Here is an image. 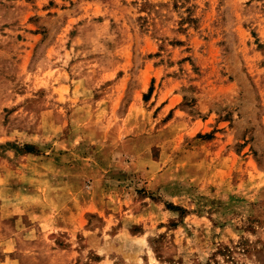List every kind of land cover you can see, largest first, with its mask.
<instances>
[{
    "label": "rangeland",
    "instance_id": "1",
    "mask_svg": "<svg viewBox=\"0 0 264 264\" xmlns=\"http://www.w3.org/2000/svg\"><path fill=\"white\" fill-rule=\"evenodd\" d=\"M0 264H264V0H0Z\"/></svg>",
    "mask_w": 264,
    "mask_h": 264
},
{
    "label": "crops",
    "instance_id": "2",
    "mask_svg": "<svg viewBox=\"0 0 264 264\" xmlns=\"http://www.w3.org/2000/svg\"><path fill=\"white\" fill-rule=\"evenodd\" d=\"M34 157H36V153H34ZM42 157H43V155H42ZM49 157H45L44 159H43V161H39L38 163H36V165L37 166H44V162H49ZM38 171L35 169V167H34V173H37ZM37 182H39V180H36ZM36 181H34L35 182V186H34V202H35V200L37 201V202H35L37 205H39V204H42L43 205V201L42 200H46L47 198L46 197H50V200H54V198L56 197V196H63V194H64V192H63V194H57V195H55L54 193H52V192H50L49 193V196L47 195V193L44 191V190H42V188H41V186L36 182ZM64 183H66V184H64L66 187H68L67 185V183H69L68 181L66 182V181H64ZM65 186H63L62 188H64ZM58 188V187H57ZM57 200H59V199H57ZM54 202H56V200L55 201H52V202H50L49 201V203H54ZM36 208V207H35ZM36 209H38V208H36ZM40 209V208H39ZM70 211H73V210H70ZM76 212L77 211H74V212H72V213H74V214H76ZM70 213L71 212H68V217L70 216ZM49 213L47 212H45L43 209H40V210H38V211H36V210H34V234H33V237L35 238V237H40V236H42V235H44L45 233H43L42 234V232L41 231H43V226H44V220H48V221H50L49 220V218L51 217V216H53L52 218H54V215H51L50 217H49ZM78 217L76 218V219H80V212H78L77 214H76ZM74 220H75V218H73ZM69 222V221H68ZM55 225H57V224H55ZM60 225V224H59ZM54 228V227H53ZM56 228H58V225L56 226ZM56 228L55 229H53L54 231H56ZM59 228L60 229H62V226H59ZM64 230H66V229H63V231ZM53 233L51 232V234H49V235H52Z\"/></svg>",
    "mask_w": 264,
    "mask_h": 264
}]
</instances>
